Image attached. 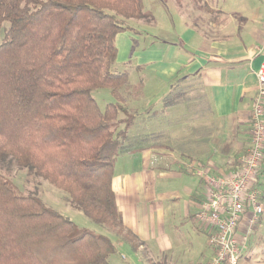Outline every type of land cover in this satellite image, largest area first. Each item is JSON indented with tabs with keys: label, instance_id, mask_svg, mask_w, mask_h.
Wrapping results in <instances>:
<instances>
[{
	"label": "trees",
	"instance_id": "1",
	"mask_svg": "<svg viewBox=\"0 0 264 264\" xmlns=\"http://www.w3.org/2000/svg\"><path fill=\"white\" fill-rule=\"evenodd\" d=\"M128 19L154 16L144 0H0V165L15 160L135 244L113 189L118 156L147 144L128 141L138 113L123 93L140 99L142 83L112 69ZM99 88L115 98L104 110ZM75 232L72 220L0 174V264H109L110 237Z\"/></svg>",
	"mask_w": 264,
	"mask_h": 264
},
{
	"label": "crops",
	"instance_id": "2",
	"mask_svg": "<svg viewBox=\"0 0 264 264\" xmlns=\"http://www.w3.org/2000/svg\"><path fill=\"white\" fill-rule=\"evenodd\" d=\"M168 1L162 0L165 6ZM191 1L195 3L171 2L178 10L176 34L184 41L181 46L170 43L157 67L167 101L160 111L146 109L144 132L129 131V136L148 139L161 134L166 143L149 141L122 153L113 177L118 209L137 240L133 244L123 237L119 242L146 252L141 256L153 264H208L212 259L195 219L206 192L198 172L220 177L236 171L251 145L256 72L264 61V6L259 0H197L222 16L214 32L192 22ZM187 114L193 117L181 122ZM138 159L137 167L128 166ZM258 185L264 202V169ZM245 228L242 221L239 232ZM206 242L210 246L207 236ZM200 255L204 262L198 261Z\"/></svg>",
	"mask_w": 264,
	"mask_h": 264
},
{
	"label": "rangeland",
	"instance_id": "3",
	"mask_svg": "<svg viewBox=\"0 0 264 264\" xmlns=\"http://www.w3.org/2000/svg\"><path fill=\"white\" fill-rule=\"evenodd\" d=\"M168 2L169 4L165 6L162 0H144L145 9L152 13L155 20L153 22H147L146 20L128 19L126 24L129 25L130 29L120 32L116 36L118 57L112 66L113 71L127 72L130 83H142V98L136 104L133 103L136 100V95L134 93L132 94L130 90L123 91L126 96L124 105L130 112L136 110L138 113L135 119L136 125L134 124L131 129L134 133H142L145 131V124H147L144 123L146 109H149L150 112L156 109L160 111L163 103L167 101L165 94L166 88L163 86V82L157 74V67L161 65L159 62L162 52L169 48L170 43L181 46V41H184L182 36L176 34L179 30V23H177L179 20L177 5L171 3L173 0H169ZM259 2L264 6V0H259ZM191 4L193 6L190 7L189 13L192 16V22H196L200 28L208 32H214L218 28L216 24H219L222 16L219 13L213 15L207 11H198L194 5L195 3L193 4L191 1ZM260 11L262 12V10ZM93 95L103 110L108 103L115 101L109 88L96 89ZM192 117V114H187L181 119V122H186ZM139 118L142 120L140 119L139 121ZM162 124H164L163 117H161ZM134 136L136 135L134 134ZM134 136H129L128 141L133 142V140H139L138 138L140 137H146L141 135L139 137ZM152 138H144L141 142L152 141L157 142L159 145L166 143L161 134ZM129 157L127 155L128 160ZM133 158L135 160L136 157ZM139 163L140 161L138 159L137 161L129 162L128 166L134 168ZM0 174L10 181L19 194L24 196H38L49 207L59 211L72 220L76 225L75 235H81L89 231L110 237L117 247L116 251L109 257V264H153L148 258H144L146 257V252L142 253L141 250L132 248L129 243L122 245L119 241H121L120 239L123 241V235H117L107 226L92 221L82 211L70 205L69 195L65 191L55 187L43 178L30 174L27 168L20 167L15 160L10 162L6 161L3 166L0 165ZM199 236L202 240L203 248L208 254H212L211 246L206 244L207 235L203 233ZM247 247L248 251L242 259L241 264H264V212L252 227V231L248 237ZM142 254L144 257L141 256ZM190 258L194 259V256L192 255ZM205 258L200 255L198 261L204 262Z\"/></svg>",
	"mask_w": 264,
	"mask_h": 264
},
{
	"label": "built area",
	"instance_id": "4",
	"mask_svg": "<svg viewBox=\"0 0 264 264\" xmlns=\"http://www.w3.org/2000/svg\"><path fill=\"white\" fill-rule=\"evenodd\" d=\"M258 86L251 113V145L236 171L214 177L203 170L206 192L195 219L213 250L208 264H241L248 251L252 227L264 212L258 177L264 169V61L257 72ZM246 228L239 232L240 223Z\"/></svg>",
	"mask_w": 264,
	"mask_h": 264
}]
</instances>
